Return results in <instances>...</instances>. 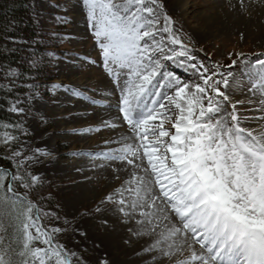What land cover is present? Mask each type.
<instances>
[{
  "label": "snow or ice",
  "instance_id": "6c2138e0",
  "mask_svg": "<svg viewBox=\"0 0 264 264\" xmlns=\"http://www.w3.org/2000/svg\"><path fill=\"white\" fill-rule=\"evenodd\" d=\"M155 2L124 0V3H119L108 0L99 4L98 0H84L89 9L90 31L102 50L104 61L132 73L121 88V123H106L105 128L92 131H104L107 127L130 128V138L144 149V170L149 176L147 181L141 177L140 183L145 193L149 185H154L156 189L150 202L144 199L139 188L135 189L130 204L125 205L124 199L112 202L121 206L120 212L130 218L129 222L151 225V231L163 227L160 221L165 220L169 230L161 233L160 242L167 247L160 249L158 244H153L147 250L149 253L160 251L162 256H170L173 254L171 249L184 248V245L176 243L175 238L184 237L185 245L193 250L190 258L181 264H264V138L248 132L246 135L250 139H247L245 129L239 126L240 117L234 112L215 123L206 119V116L214 119L223 111L224 105L229 104L228 95L216 87L220 81L213 79V76L222 74L207 75L204 66L194 63L196 57L183 44H180L179 52L170 47L179 41L171 31V18L164 15L163 27L160 26L158 6H152ZM163 34L168 35L167 41ZM161 59L173 61L181 69L195 70L205 76L203 86L190 87L181 83L179 77L171 80L175 93L167 103L177 110L175 123L167 114L170 107L166 109L163 98L158 103L149 101L148 105L142 106L144 102L141 98L151 91L153 81L161 74ZM259 63L264 64V59ZM172 75L175 76L174 73ZM209 90L213 95H209ZM165 120L172 123L175 134L165 130ZM156 121L158 124L153 123ZM4 139L10 143L8 137ZM14 140L15 137H12ZM133 147L129 145L114 152L86 155L127 162L136 167L134 161L128 159H140L137 155L139 149L133 151ZM13 155L19 158L22 153L16 151ZM43 155L46 153H37V156ZM25 159L29 161V166L38 162L36 157ZM16 167L20 169L24 165L20 163ZM10 172L11 169L0 173V181L6 180V183H0V187H6L8 193L13 192L15 182H19L22 188H30L39 181V177L29 176L26 171H16L11 175ZM26 178L28 183L24 182ZM161 204L166 206L167 212ZM0 211H3L2 207ZM31 211L29 206L27 212ZM169 212L179 227L172 226ZM137 214L143 219H132ZM5 215L9 224L6 227L0 219V232L15 227L23 243L19 245V250L13 248L11 253L6 254L4 239L0 237V264H53V258L54 264H65L62 258L64 250L53 245L49 235L51 230L36 224L31 215L27 217L28 223L20 219L24 213L18 216L8 211ZM30 228L36 229L35 236ZM34 240L48 247L32 248ZM196 245L200 252L195 250Z\"/></svg>",
  "mask_w": 264,
  "mask_h": 264
},
{
  "label": "rangeland",
  "instance_id": "374dc122",
  "mask_svg": "<svg viewBox=\"0 0 264 264\" xmlns=\"http://www.w3.org/2000/svg\"><path fill=\"white\" fill-rule=\"evenodd\" d=\"M107 2L108 0H98L99 4ZM117 2L124 3V0H117ZM259 2L260 4L256 5L258 8L256 11L252 5L247 4L243 6L244 8L241 7L242 10L238 8L236 14L240 19L245 18L252 22V14H257L261 9L264 10V0ZM34 6L39 10L37 21L45 35H52L55 45L58 43L60 45L52 48L47 54V67L50 68L52 79L48 80L37 92L25 93L22 98V101L28 104L24 105L20 112L24 114L29 139L20 141L21 146L17 151L22 155L18 160L23 163L28 173L39 177V181L47 182L50 188L49 196L57 201L56 207L47 209L46 227L47 230H51L49 235L53 245L64 250L62 258L65 259V264H104L105 260L95 259L93 252L84 244L82 236L78 233L84 224L90 225L95 235L103 232L106 229L104 213L111 209L120 211L121 206L112 201L124 199L125 205H128L130 203L128 195L132 193V188L124 189L119 185L118 178L113 177L109 171L110 161L108 159L93 158L86 155L90 153H78V149L81 146L101 144L105 145L106 151L110 152L107 149L110 143L119 146L116 140L126 143L130 139L132 143L130 141L127 143L134 146L133 151L137 149L144 151L139 148L137 141L130 138L132 130L128 127H107L104 131H92L105 128L106 123L112 124L110 120L100 123L101 116L105 113L116 111L119 117L121 88L124 87L126 79L132 77V73L104 61L102 50L90 31L89 9L84 0H36ZM152 6H158L157 11L161 14V27L164 24L163 16L166 15L171 18L172 27L175 26L179 35L189 42L188 44L179 42L170 46L171 48L179 52L180 44H183L196 57L194 63L204 66L207 75L211 76L216 72L222 74L213 76V79L220 81L216 87L230 97L229 104L224 105L223 111L214 119H210L209 116H206V119L215 123L216 120L234 112L244 123L239 122V126L245 129L247 139H250L246 135L248 132L258 138H264L262 127L264 124V103H262L264 100V66L256 70L254 67L252 69L245 59L249 55L264 59V37L263 42H257L250 31L223 32L216 27L206 28V25L212 24L213 16L220 20L221 13L235 11L237 6L234 1L157 0ZM261 22H264V17ZM258 29L264 36V28ZM163 35L167 41L168 35ZM166 47H168L167 44ZM161 64V74L153 81L151 91L141 98L143 105H148L149 101L153 102L160 97L166 100L174 96L175 88L172 87L171 80L179 77L181 83L187 84L191 75L197 72L181 69L178 64L170 60L161 59ZM173 73L175 76L172 75ZM201 77L205 79V76L201 75ZM157 82L158 86H156ZM225 83L227 87H224ZM80 84L84 86L80 88L81 92L76 93L72 85L79 86ZM209 95H213L210 90ZM94 99L108 102L112 106L105 103L95 104ZM66 104L74 105V108L71 107L72 117L68 119L64 118L65 113L63 112ZM27 106L30 108L28 109ZM205 107H207L206 102ZM79 110L83 112L76 114V118L81 123L72 122V124L71 120ZM243 110L246 111L244 114ZM167 114L171 115L172 123H175L177 110L174 106ZM153 123L158 124V121ZM172 123L165 120L164 128L170 134H175ZM58 126L61 130L66 127V132L56 134L53 130ZM76 132L86 134H70ZM37 153H46V155L37 156ZM26 157H36L38 162L31 163L29 166ZM56 229L59 231H55ZM29 231L35 236V228H30ZM33 243L34 248L46 249L48 247L39 240H34Z\"/></svg>",
  "mask_w": 264,
  "mask_h": 264
},
{
  "label": "trees",
  "instance_id": "16d2710c",
  "mask_svg": "<svg viewBox=\"0 0 264 264\" xmlns=\"http://www.w3.org/2000/svg\"><path fill=\"white\" fill-rule=\"evenodd\" d=\"M35 1L0 0V173L11 169L10 175L16 171H26L25 166L17 169L20 162L13 155L19 150L20 141L29 139L27 123L20 112L27 104L22 98L25 93L37 92L52 79L50 68L47 67V54L60 45H55L52 35H45L37 21L39 10L34 6ZM172 32L180 42L189 43L179 35L175 26ZM5 137L10 143L5 142ZM12 137H15L14 141ZM24 182L28 183V178ZM0 183H6V180ZM49 190L45 181H38L30 188H22L19 182H15L12 193H8L6 187H0V201H3L0 219L7 227L9 220L6 212L11 211L18 216L24 213L20 219L25 223L29 222L27 217L31 215L36 223L47 230V209L57 205V201L49 196ZM29 206L31 213L27 212ZM37 216L39 219H36ZM0 237L4 239L3 250L6 254L11 253L13 248L19 250V245L23 243L15 227L0 232Z\"/></svg>",
  "mask_w": 264,
  "mask_h": 264
},
{
  "label": "bare ground",
  "instance_id": "6f19581e",
  "mask_svg": "<svg viewBox=\"0 0 264 264\" xmlns=\"http://www.w3.org/2000/svg\"><path fill=\"white\" fill-rule=\"evenodd\" d=\"M233 1H234L235 5L237 6L235 11L231 10L228 12L226 11V12L221 13V15H220L221 19L220 20L218 18H216V16H213L212 17V24L209 26L206 25V28L213 29L214 27H216L217 29H219L223 32H226V31L229 32L230 30H237V31H241V33H244V32L250 31L251 34H253L252 36H255V41L263 42L264 36H262V34H260L262 32H260L258 28H260V29L264 28V22H261L263 20V17H264V10L261 9V11H259L257 14L253 13L252 14V20H253L252 22L246 20L245 18L240 19V17H238V15L236 14L238 8L246 6L247 4L252 5V7H254L253 9L256 11L258 9V8H256V5L260 4V2H259L260 0H233ZM253 4L255 6H253ZM199 7H201V6H199ZM243 8H241V10ZM245 59H246L248 66L251 65L250 67L251 68L254 67L255 70L257 68H259L260 66H264V64L259 63L263 59V57L255 58L254 55H249V56H246ZM246 67H247V65H246ZM241 74H243V73H241ZM226 75H228V73H226ZM229 76H231V75L229 74ZM240 77H241V75H240ZM202 82H203V79H202L201 75L199 73L195 72L188 79L187 85H189L190 87H193L195 85L202 86ZM259 82H261V81H259ZM61 84H63V83H61ZM83 86L81 84L79 86L78 85H72V89L77 93L80 91V88H82ZM170 90H171V88H170ZM228 92H230V91H228ZM258 94H259V92H258ZM230 96H231V94H230ZM149 97H151V95ZM172 97H174V96H172ZM259 97H260V95H259ZM229 99H230V97H229ZM160 100H161V97L159 99L154 100L153 103H158ZM167 100L168 99L164 100L166 109H168L169 107L170 108L172 107V106L168 105ZM94 103L95 104L105 103L107 105L112 106V104H109L108 102H102L99 100H95ZM71 107L74 108V105H67L66 104V106L64 107L63 112L65 113V115H64L65 119L72 117ZM82 112H83L82 110L77 111L75 113V115L73 116L71 123L72 122L79 123L80 121H79V119L76 118V114H78V113L82 114ZM115 112H108V113H105L104 115H102L101 116L102 120L99 119L100 123H104L105 121L110 120L112 123L119 125L121 122L119 120L117 113H115ZM245 112L246 111L243 110V114ZM168 113H170V111H168ZM239 122H240V124H244L241 120ZM262 127L264 129V124H262ZM66 130H67L66 127L63 128V130H61V128L58 126V127H55L53 131L56 134H62L64 132H66ZM121 138L122 137H120V139ZM128 141H130V139ZM116 142H118L120 145L119 146L118 145H112V143H110L109 144L110 146L107 147V149L110 152L120 150V148L122 150V149H125L127 146H129V144L127 142L125 143V142L119 141V140H116ZM104 146L105 145H101V144H93L91 146H86V147L81 146L78 149V153H90V154L107 153L108 151H106V146L105 147ZM137 155L140 157V159H136L134 157H128L129 160L134 161V164L137 165L136 167L128 164L127 162L110 161V163L108 164V168H109L110 173L113 175V177L118 178L117 181L121 187H123L124 189H127L128 187L132 188V193H129L127 191L130 194V195H128V193H127L128 199L130 200V203H131L132 198L135 196V189H137V188L141 189V194L144 196V199L150 202V198H151V196L155 195L156 189H155L154 185H149L147 193L144 192L143 185L140 183V178L143 177L144 181L149 180V176L146 174V172L144 170L145 165H146V160L143 159V150L139 151L137 153ZM130 203H128V204H130ZM157 203H160V202L157 201ZM161 207L164 209L165 212L168 211L165 205L161 204ZM172 215L173 214H171L170 212L168 213V218H169V220H171L172 226L179 227L180 226L179 223L176 220L172 219ZM129 219L130 218L124 217L119 210L115 211V210L111 209V211H107L104 213V221H105L104 223L106 224V229L103 232H101L98 235H95V234H93L91 226L88 224H84L82 226V229H80L78 235L82 236L81 238L83 239L84 244L88 248L91 249V252H93L95 259L101 258V259L107 261V264H181V262L183 260H187L190 258V255H191V252L193 249L189 248V247H187V245H185V238L184 237H176L175 238L176 243L184 245V248H182V249H171L170 251H172L173 254L170 256H162L160 251L152 252V253H149L147 251L153 244H158L160 249H165L167 247V245L165 243L160 242L162 240L161 233H166L169 230L168 225L166 224L164 219H161V221H160V223H161V225H163V227L157 228L155 231H151V228H152L151 225H147V226L138 225L135 222H129ZM132 219L140 220L143 218L137 214ZM141 233H143V234H141ZM194 247H195V250L197 252L201 251L199 249L198 245H196Z\"/></svg>",
  "mask_w": 264,
  "mask_h": 264
}]
</instances>
